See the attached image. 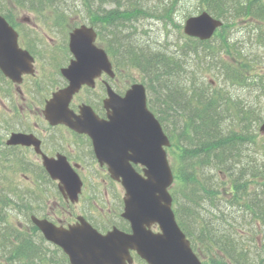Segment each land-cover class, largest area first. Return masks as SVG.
Wrapping results in <instances>:
<instances>
[{
    "label": "trees",
    "instance_id": "obj_1",
    "mask_svg": "<svg viewBox=\"0 0 264 264\" xmlns=\"http://www.w3.org/2000/svg\"><path fill=\"white\" fill-rule=\"evenodd\" d=\"M192 1L0 0V12L12 23L11 6L32 11L53 26H64L68 16L78 15L97 28L101 43L121 67H139L150 92L149 105L178 150L172 192L175 214L194 249L205 253L206 264H264V134L258 132L264 106L258 108L256 101L264 94V0H195L191 9H205L224 21L215 36L203 42L182 34L174 18L179 11L191 15L190 9L183 11L178 5ZM107 5L113 8L106 9ZM121 17L174 25L182 38L176 54L148 51L149 58L141 57L132 48H121L120 40L112 43L107 34L125 26L119 23ZM238 21L246 23L245 40L230 30ZM185 40L206 46L205 52H190ZM163 63L164 69L157 67ZM256 64L260 71L254 73ZM211 69L225 82L248 88L253 105L231 111L230 106L247 103L229 89L199 79V73ZM7 198L1 188L0 264H70L59 247L45 244L40 233L9 222L7 206L13 203Z\"/></svg>",
    "mask_w": 264,
    "mask_h": 264
},
{
    "label": "water",
    "instance_id": "obj_2",
    "mask_svg": "<svg viewBox=\"0 0 264 264\" xmlns=\"http://www.w3.org/2000/svg\"><path fill=\"white\" fill-rule=\"evenodd\" d=\"M221 24V20L202 11L188 17L183 30L189 36L207 39ZM95 37L94 29L84 24L70 32L69 46L75 59L62 69L69 85L55 92L47 101V119L71 124L68 103L72 94L83 82L91 81L103 69L109 71L108 56L103 48L94 44ZM32 61L29 52L18 45L17 32L0 14V69L12 80L20 82L23 73L33 71ZM112 100L116 106L109 121L112 133L109 143L114 144L117 136L120 139L118 143L131 149L133 160L146 166L145 177L133 171V175L128 174L124 178L127 199L123 216L130 221L132 232L114 228L102 234L83 218L80 223L67 228L35 216L32 217L33 222L47 240L64 250L71 264H126L131 260L130 249L136 250L149 264H202L178 225L172 209L168 187L173 181V173L166 152L162 149V145H169V139L148 109L145 86L133 83L124 96H113ZM260 130L264 132V122ZM11 141L23 142L25 137L14 134ZM108 161L111 166L118 162L111 157ZM45 164L53 178L61 181L73 178L75 182L71 183V193H78L81 183L77 176L57 173L53 162L48 160H45ZM152 223L159 224L160 233L147 229Z\"/></svg>",
    "mask_w": 264,
    "mask_h": 264
},
{
    "label": "flooded vegetation",
    "instance_id": "obj_3",
    "mask_svg": "<svg viewBox=\"0 0 264 264\" xmlns=\"http://www.w3.org/2000/svg\"><path fill=\"white\" fill-rule=\"evenodd\" d=\"M9 16L12 17V23L5 18L18 32L19 46L27 50L33 58V71L23 73L21 81L17 82L6 77L0 69V84H7L12 91L14 87L23 100H34L38 96L37 87L40 89L43 86L39 85L37 80L39 55L43 61L47 60L50 65H57L58 82L47 90L46 97L37 104V108L40 110L38 121L32 122L23 117V120H19L15 127L1 125L0 163L4 168L0 166V177L12 174L10 176H21L25 179L20 180L23 183L22 186L18 183L17 178L12 181V184L22 188L23 194L15 197L18 198V204L20 200L27 201L31 208L30 219L34 215L57 226L69 227L80 223L83 218L101 233H106L113 228L127 233L131 232L130 221L123 216L127 199L124 178L128 174L133 175V171L144 176L145 166L133 160L131 149L118 143L120 139L117 136L114 144L109 143L112 136L109 130V121L116 106L112 97L125 95L132 83L124 89L117 87V60L103 46L99 33L94 27L96 46L103 47L107 51L110 61L109 71L103 69L91 81L83 82L79 89L72 94L68 103L71 124L47 119L45 113L47 101L53 97L55 92L69 85V80L64 76L62 69L68 67L75 59L69 46L70 32L65 42L61 41L60 45L54 47L57 48L54 57L49 53H39L34 49V44L38 41L34 32L31 33L33 41H26L25 35L17 26L11 13ZM25 19L27 20L23 19L22 21L33 22L29 17ZM14 134L24 136L25 141L12 142L11 137ZM173 150L174 153L178 152L176 146H173ZM109 157L117 159L118 162L114 161L115 165L111 166L108 161ZM45 160L53 162L54 170L57 173L79 178L81 185L76 195L71 193V183L75 182L74 179L66 178L61 181L58 178H53ZM1 182L0 178V188ZM92 185L96 187L97 192L98 190L103 191L105 194L103 199L108 205L90 210L91 213L86 215L80 210L77 211L78 204L84 190H87L86 186L91 187ZM108 194L110 197H107ZM51 200L53 206H50ZM147 229L153 233L161 232L159 226L154 223L147 226ZM130 258L131 260L126 261V264H149L135 250H130Z\"/></svg>",
    "mask_w": 264,
    "mask_h": 264
},
{
    "label": "rangeland",
    "instance_id": "obj_4",
    "mask_svg": "<svg viewBox=\"0 0 264 264\" xmlns=\"http://www.w3.org/2000/svg\"><path fill=\"white\" fill-rule=\"evenodd\" d=\"M194 4L195 0H193L190 3H184L181 6H178L181 10H187L190 9L192 11V14L197 13V10L191 9L190 4ZM10 13L13 16V18L16 21L17 26L21 28V31L23 33L24 39L26 41H33L31 37V33L34 32L36 39L38 40L36 44H34V49H36L39 53H49L52 56H56L57 48H54L58 45H60V42H65L68 37V33L62 32L64 29L67 28V30H70L73 26H78L81 23H84L82 19L78 17V15H70L66 19L68 22L64 24V26L60 29L58 26H53L51 24L45 25L42 22V17L32 12H28L26 10H21L17 8L10 7ZM30 18V20H33V22L26 23L24 20H27L25 18ZM175 21L176 23H180L181 26H183L184 21L186 19V16L183 15L182 11L180 13L177 12L175 14ZM244 21H238L236 25L230 28V30H233V34L235 38H239L241 40H245L247 37V32L243 26L246 25V23H243ZM141 25L142 30L147 31L150 33V36L152 40L156 41H167V42H173L175 40L182 41V38L180 35H178L177 31L175 30L174 25L169 24L166 25V23L162 20H155V19H148L138 22ZM245 24V25H244ZM73 25V26H72ZM182 30V29H181ZM232 32V31H231ZM216 33V32H215ZM166 34L168 35L166 39ZM183 34V31H182ZM185 37H183V40ZM23 41V39L21 38ZM181 44V42H179ZM171 45V44H170ZM106 47V45L104 44ZM54 48V49H52ZM171 51L176 50L175 43H173L170 48ZM203 51L202 53H204ZM40 57V62H38L39 67V76L37 80L39 81V85H43L40 89L37 87V95L36 98L32 101L23 100L21 96L16 92L15 88L13 87V91L7 86V84L3 83L0 84V127L1 125L15 127V124L19 120H23V117H26L25 119L29 121H38V116L40 115V110L37 108V104L40 102L41 99L45 98L47 95V90H49L52 86H54L58 79L56 77L57 72V65L53 66L48 63V61H43ZM193 57V56H192ZM227 59H230L229 57H225ZM247 61L249 62V65L253 63L251 57L247 58ZM191 67H195V61L191 62ZM254 73H257L260 71V65L256 64L252 67ZM118 69V79H117V87L120 89H124L128 87L132 82L134 81H142L143 79V73L140 70L139 67H133L130 66L128 68L121 67L119 64H117ZM190 69V68H189ZM201 79L209 80L213 78L214 82H209L210 85L214 88L218 87H225L229 89V92L234 97H240V99H243L244 102H251L252 96L250 92L248 91V88H246L243 85H236L231 86L229 83L225 82L222 77L218 75V71L214 72V70H211L209 72H205L203 74H199ZM1 83V81H0ZM145 83V82H144ZM148 97L150 98V92H148ZM257 106L258 108H261V106H264V94L261 96H258L256 98ZM43 103V101H42ZM170 163L172 164V167L175 169L177 166V155L174 156L169 155L168 157ZM0 166L3 167L0 163ZM4 168V167H3ZM8 175V174H7ZM12 174H9L10 176ZM12 178L18 180V183L22 186L23 183H21L20 180H25L21 176H11ZM88 185V184H87ZM86 191L84 190L81 200L78 204V210L81 211L84 214L88 215L90 214V210H94L98 207H104L107 206L108 203L104 201L103 197L105 194L102 190H98L95 186L88 187L86 186ZM176 188L173 186L171 191L175 192ZM107 197H110V194L107 195ZM8 202L12 205L7 206V213H8V220L10 223L17 225L19 228L25 229L26 231H33V233L38 234L36 227L31 223L30 220V211L31 208L29 207L27 201L23 202L20 200L18 204V198L12 196L10 194L7 198ZM53 200V199H52ZM52 200L50 201V206H53ZM110 206V205H109ZM106 212V210H105ZM46 245H50L49 242L45 243ZM54 244L50 245V247H53ZM56 246V245H55ZM203 258V257H202ZM203 261L206 263V259L203 258Z\"/></svg>",
    "mask_w": 264,
    "mask_h": 264
},
{
    "label": "bare ground",
    "instance_id": "obj_5",
    "mask_svg": "<svg viewBox=\"0 0 264 264\" xmlns=\"http://www.w3.org/2000/svg\"><path fill=\"white\" fill-rule=\"evenodd\" d=\"M105 8L106 9H110V8H113V6L107 5V6H105ZM101 12L104 15H105V13L107 14V12L104 11L103 9H102ZM148 19H154V18H145V19H140V20L136 21L134 19L133 20H126L125 18L121 17V18H119V23H122L125 26H122L121 25L118 28H115V29L110 30L108 32L107 36H108V38L110 39V41L112 43L113 42H116V44H117L118 43V40H120L121 42H119V43L121 44V48L122 47H126V46H127V48H132L133 50H136L141 55V57L143 55H146V57L149 58L148 51L158 52V53H162V54L164 52H173V55L176 54V51H177L178 46H179V41L178 40H175L173 42L152 40V38L150 36V33L147 32V31L142 30L141 25L138 22L139 21H143V20H148ZM112 20H114V22H116V19L113 18ZM219 20H221L222 24L220 26H222L223 23H224V21L222 19H219ZM84 23L91 25L93 28L95 27L94 25L90 24L89 22H84ZM59 27L61 29L63 26L61 25ZM95 28H94V30H95ZM61 31H62V29H61ZM65 31L68 34L70 32L69 30H67V28L64 29V31H62V32L65 33ZM95 32H96V30H95ZM214 36L215 35L213 33V35L211 37L207 38V39H200V38H197V39L199 41H202L203 42V41L212 39ZM173 43H175V46H176V50L175 51H171L169 49L170 46ZM184 43L187 46L188 50L190 52L194 53V54H201L206 49V46H204V45H196V44H193L192 42H190L188 40H185ZM103 46H104V44H103ZM149 48H150V50H149ZM152 60H154V59L152 58ZM164 64L165 63H163V64H161V65H159L157 67H160L161 69H164L163 68L165 66ZM182 64H183V62H182ZM217 65L220 66L219 63ZM123 67L124 68H128V67H130V65L128 67H126L125 65H123ZM211 70H214V72L217 71L216 69H211ZM199 74H198V77H199L200 80H204V81H206V83L214 82L213 81V78H212V80L211 79H209V80L201 79L200 76H199ZM201 74H203V73H201ZM227 83H229L231 86H236V85L239 84L236 81H228ZM164 90L165 89L164 88L162 89V87H161L160 93L164 92ZM248 91H249V89H248ZM249 92H251V91H249ZM146 94H147V102L149 104L148 90L146 91ZM245 103H247V104L238 103V104H235L233 106H230L231 111H234V110L235 111L236 110H244L245 111V110L249 109L253 105V101H251L249 103L248 102H245ZM258 132H261V133L264 134V132H262L260 130V125L258 127ZM209 150L210 149H208V151ZM1 177H3V181H2V185H1L2 192L5 193L7 195V197L10 194H12V196L15 195L17 197L19 195L23 194V190H22L21 187L12 184V181L14 180V178H12L11 176H8L7 174L2 175ZM1 188H0V191H1Z\"/></svg>",
    "mask_w": 264,
    "mask_h": 264
}]
</instances>
